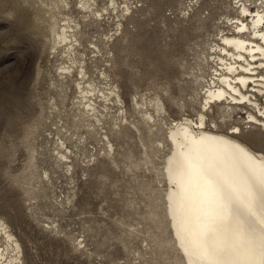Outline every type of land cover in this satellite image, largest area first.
<instances>
[{
    "label": "rangeland",
    "instance_id": "obj_1",
    "mask_svg": "<svg viewBox=\"0 0 264 264\" xmlns=\"http://www.w3.org/2000/svg\"><path fill=\"white\" fill-rule=\"evenodd\" d=\"M69 2L63 10L56 0H0V221L23 248L22 264H183L165 211V137L173 121L201 111L210 47L226 30L225 16L238 13L231 0H96L98 10L107 8L96 20ZM60 13L80 22L97 89L108 88L99 68L122 101L116 107L98 97L99 122L79 107L74 83L57 75L49 25ZM134 98L154 121L142 119ZM222 105L204 110L207 125L223 134L239 126V139L264 149L245 115ZM59 151L70 152L69 163Z\"/></svg>",
    "mask_w": 264,
    "mask_h": 264
},
{
    "label": "bare ground",
    "instance_id": "obj_2",
    "mask_svg": "<svg viewBox=\"0 0 264 264\" xmlns=\"http://www.w3.org/2000/svg\"><path fill=\"white\" fill-rule=\"evenodd\" d=\"M231 1L230 7L239 18L228 13L226 30H220L219 43L210 47L212 55H208V61L213 72L205 81L202 109L195 119L183 116L173 121L165 137L169 147L162 168L165 211L183 264H264V149H255L239 139L243 132L239 126L230 128V133H220L215 129L216 123L207 125L204 114L211 104L227 105L228 112L235 108L245 115L242 123L264 136V17L258 8L249 9L239 0ZM56 4L64 10L70 2L56 0ZM75 4L87 19L100 20L102 11L107 12V8H96V0H77ZM110 7L115 11L114 1ZM122 9L129 11L128 5ZM243 19H248L247 23ZM79 30L76 16H51L50 54L60 57L57 75L61 83H74L79 107L99 122L95 104L98 97L106 102L113 99L116 107H121L122 101L109 75L99 68L98 77L105 80L108 88L104 87L106 92L97 89L94 70L85 69L87 60L78 39ZM246 33L249 38H243ZM89 46L91 53L96 54L94 58L105 55L97 43ZM75 70H79L78 76L73 73ZM133 101L142 119L150 122L154 118L151 112L135 98ZM155 101L154 111L160 114L163 105L158 98ZM119 115L124 120L122 124L127 123L122 109ZM103 140L111 153L108 136L103 135ZM69 153L59 151L60 162L69 163ZM249 225H254V230ZM0 243V264H22L23 248L2 221Z\"/></svg>",
    "mask_w": 264,
    "mask_h": 264
},
{
    "label": "built area",
    "instance_id": "obj_3",
    "mask_svg": "<svg viewBox=\"0 0 264 264\" xmlns=\"http://www.w3.org/2000/svg\"><path fill=\"white\" fill-rule=\"evenodd\" d=\"M241 5H245L249 9H259L260 13L264 17V0H239Z\"/></svg>",
    "mask_w": 264,
    "mask_h": 264
},
{
    "label": "snow or ice",
    "instance_id": "obj_4",
    "mask_svg": "<svg viewBox=\"0 0 264 264\" xmlns=\"http://www.w3.org/2000/svg\"><path fill=\"white\" fill-rule=\"evenodd\" d=\"M251 215V213H249ZM251 230H254V225H249Z\"/></svg>",
    "mask_w": 264,
    "mask_h": 264
}]
</instances>
